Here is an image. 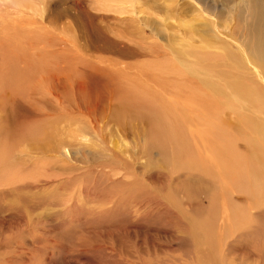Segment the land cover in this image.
<instances>
[{
	"label": "rangeland",
	"instance_id": "obj_1",
	"mask_svg": "<svg viewBox=\"0 0 264 264\" xmlns=\"http://www.w3.org/2000/svg\"><path fill=\"white\" fill-rule=\"evenodd\" d=\"M251 1L0 0V264H264Z\"/></svg>",
	"mask_w": 264,
	"mask_h": 264
},
{
	"label": "bare ground",
	"instance_id": "obj_2",
	"mask_svg": "<svg viewBox=\"0 0 264 264\" xmlns=\"http://www.w3.org/2000/svg\"><path fill=\"white\" fill-rule=\"evenodd\" d=\"M262 13H264V3L261 2L260 0H252L248 29H249V32H252L253 36L258 35V31L260 28V21L262 20V17H261ZM261 38L262 36L258 39L257 48L261 51L264 57V40H262ZM15 68L16 66L13 63V61L9 60V66L7 65V72L5 73V77L3 78L5 83L10 84L14 82L13 79L15 77L16 79H19V78L21 79L22 75L16 72ZM249 94L250 93L247 90V95Z\"/></svg>",
	"mask_w": 264,
	"mask_h": 264
}]
</instances>
